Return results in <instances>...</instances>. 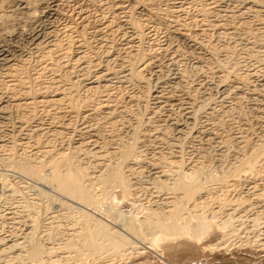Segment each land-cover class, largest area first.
I'll return each mask as SVG.
<instances>
[{
	"label": "bare ground",
	"instance_id": "6f19581e",
	"mask_svg": "<svg viewBox=\"0 0 264 264\" xmlns=\"http://www.w3.org/2000/svg\"><path fill=\"white\" fill-rule=\"evenodd\" d=\"M150 1H152V0H150ZM4 2H5V0H0L1 6L4 4L7 6V10H5L4 7H3L4 10L1 9V10H3L2 12L0 10V73L3 74L2 76L4 78H7V81H5L6 83H4V81L0 80V125L8 124V126L4 131V135H0V150L7 153L6 154L7 159L8 158L14 159V161L12 162L13 168H15V170L19 174L24 175L26 178H32L33 180L38 181V183H40V184L49 185L53 190L55 189V191H57L58 193L62 194L65 197H67L71 201H76L77 203H79L81 207L87 208V209L90 208V209H93L94 211L99 210L98 207L100 206L101 203H103L104 199L107 197L115 198V200H117V201L118 200L119 201L128 200L132 204L133 203L135 204L136 202H135V196L134 195L136 194L135 192L137 190H136V187L133 186L135 184V181L132 180L133 177H131V176H133L132 174L134 173L136 175V178H137L138 173L140 174V176H141V174L143 176V173H144V172L141 173L143 171L142 169H144V168H141V169L139 168V170H142L141 172H137V169H136V172H133V170H135L133 168V166L135 167V165H136V167H138L137 165L141 163V160H139V158H140L139 155L142 153V152H140V150H142V148L139 147L140 150H138L139 144H141V143L143 144L142 141L145 139L154 138L153 139V140H155L154 143L157 145L155 149L158 148V150H159V146H163V145L166 146L167 145V149H165V151H163V153L162 152L158 153V152H156V150H155V152L153 151L154 152L153 154H155V155H154V159L151 162H149V164H148L147 176H148V180L150 181L149 183L152 186L151 188L155 189L156 192H161L162 190H164L168 196H165L162 199H158V201H152L151 202L152 204L148 203L147 205H145V207L140 205L142 207V208L140 207L141 212H142V215L140 217L135 215V214L134 215L130 214V216L126 220H120V219L117 220L113 216L107 214V218L110 219L109 221L112 220V221H114L113 223H117V225L120 226L121 231L120 230L119 231L114 230L112 225H110L106 221L105 222L101 221V220L97 219V217H94L91 214L86 213L85 211H83L80 208L74 209L73 207H71V205H68L65 202H61V200H60L61 207L63 206L62 209H65L67 211V213H68L67 216L70 218L71 224L65 230V234L63 232L57 230L60 227V226L59 227L57 226V229H56L57 232H61L59 235H57V237L59 236V239H61V240H59L60 243L57 244V246H58L57 249H59V251L62 250L64 252H66L68 254V256H70L72 253L73 258H75V257H77V258H82V257L84 258L85 257L86 258L87 257L90 260L94 261V264H105V262H106L105 259L107 257L109 259L115 258V260L118 258L119 260L124 261L125 259L131 260L132 256H134L135 253H137V255L145 254L146 252L142 251V250L147 249V248L137 247V245H135V243L131 240V238L133 239L134 237L135 238L137 237L139 239L141 237H143L144 234L142 232V229L146 230V232H148L149 235L151 234V239H149V242H147L148 244H150L151 246H153L156 249L160 248V250H162V252L164 249L165 251L168 252V254H170L172 256L177 255L180 252L183 253V250H184L183 247L185 248L187 246L188 247L197 246L196 240H198L199 238L205 237V236H209V233H211L212 230L215 233L220 232L222 235V238H225L224 241L228 237L236 236L239 228L234 226L233 221H235V220L233 218V221H232V218H231L234 215V213L231 212L232 209H229V206L231 205L229 203L232 201V198L230 199V198H228L229 196L227 197V194L230 193L229 191H227L229 189V188L227 189V187L231 186L234 189V187L236 186L235 183H239V181H237L238 176L241 173H245V176L242 174L244 176L243 179L241 180V178H240L241 186H242V183L244 184L243 186H245V191H241V192H245V194H243V195L241 194L242 196H240V197L238 196V198H240L239 201H243V203L245 204V201L247 200V194L249 195V194H251L250 192L256 191L257 183H255L253 179H256L255 177H257V176H255V175H257V174L259 175V173L261 172V170H257V169L261 168L262 170H264V168H263L264 167V158H261V156L264 157V155H263L264 154V66L262 67V72H261V75L259 76V80L256 79V77H255V79H252L253 81L258 82V86L260 87V89H258V90L256 88H253L254 90L252 89L253 90L252 93L255 94L257 97L256 104L254 106V108H255L254 111L256 114L255 122H257V124L259 125L257 128V132L254 133L255 138L253 137L252 141L251 140L245 141L243 136H240L241 133L238 136H236L237 134H235L234 138H231V136H229L228 140L229 139L231 141H233V140L235 141V139L237 140L236 143L238 142V144H239L237 146L242 151L241 156L237 155L235 157V155H234L236 160H234V162H232L231 164L229 163L230 165L225 164L226 161L223 162L225 165H227V166H225L224 169L222 168L223 166L221 167L220 164H218V167L220 165L219 170H215V169L211 170V169H209V167H207L208 168V177H206V179L204 178L202 180L200 178V176H202L200 174L204 171V170H202V172H201L202 167L200 168L198 166V164L193 162L192 159L188 160L187 162L184 163L185 160L183 159V156L181 155V149L183 148V147L181 148V146H180V144L183 143L181 141V139L183 140V138H185L184 140H186V138H188V140L192 141L193 144H195L194 141H198L199 144H201V145L214 143L217 145V147H219L218 144L224 143L225 145L224 144L223 145L226 147V143L224 141L227 138H223V137L219 136L220 133L219 134L217 133V130L219 128L216 130V128H217L216 123L219 122V120L221 119L220 118L218 120L217 119L218 116L221 113H225L228 110L226 108H225V110H223V108L221 106L222 102L224 101L223 98L220 97L221 99H219L220 101H219V104L217 105V108L214 104L212 105L213 107H211V108H210V106L209 107L207 106L205 108V110H203L202 107H200L203 105H200V106L196 105L197 106L196 107L194 105V101H197V100L193 99V97L191 95L187 96L185 94L186 95L185 98H183L184 96L180 97L177 94H176L177 96L172 95L171 90L173 89V87H175V85L178 84V82H177L178 78L176 79L175 76L170 77L167 75H161L159 73L158 75L155 74L156 76H155V79L153 81H150L149 80L150 78L142 77L141 74L143 73V71H145L146 69L148 70L151 67V65L153 64V63L152 64L150 63L152 60L149 62L148 60L145 59L141 63L140 67L139 68L137 67L138 69L134 70L133 68H130V69H128V71H126V70L124 71L125 73H127L124 76V81L126 79L127 80L129 79L131 81V79H132L136 82H139L140 84H145L146 93L145 92L144 93L146 94L148 99L150 98L152 101V105H151V108L149 111L150 113H148V114H150V117L149 116L147 117V121L151 120L152 118L155 119L156 117H159L158 115H160V113H163V116L165 115L166 116L165 118H167V117L171 116L170 111L172 109L173 110L175 109L174 111L175 112L177 111L180 114V118L175 122L172 121L174 123L171 124L172 125L171 127L174 129L173 132H176V134H175V136H173V138L170 140V142H168V140H166V141L164 140L165 137H164V134L162 132L164 128L161 124H159V125L162 127H160L159 125L154 126L153 129L156 132L154 137H151L152 135L150 134V132H148V129H147V131L145 130V133H143V134H142V132H139V134L140 133L142 134L141 136H136V134H134L135 132L133 131L134 129L132 128L130 135H129L130 137H128L129 139L126 142L118 143V142H116L118 140H116L112 137L114 140H116L115 142H116V144H118V146L116 145L115 150L108 152L107 150H105L107 147H105V149H104V147H102L100 143L99 144L101 147H99L97 145L98 144L97 142H96L97 144L95 143V139L97 137V134H99L98 128L100 127L99 124L97 123V121L99 120L98 118L102 117L104 120L109 121L112 118H114V116H115L114 115L115 111L113 113L111 111L112 107L110 106V104H108V102L110 101L107 98L108 93L106 94L107 95L106 98L104 97L105 99L102 98V100L100 99V101L98 103L96 102L94 105H91L90 104L91 102H88L87 100L82 101V100H79L78 97H74L75 94L72 95L73 97L70 96L71 93H69L70 95L69 94L67 95L68 92L67 93L65 92V89H64L65 87L64 88L60 87L63 85L59 86V84H57L58 79L57 78L55 79L54 77H53L54 79L49 80V81H51L49 83V85H45V86L37 85L39 87L36 88V84L34 86L33 83L35 82V80L38 79V77L35 78L34 77L35 75H33V76L30 75L31 72H33V71H31L30 74L27 71V69H26L27 66H25L23 63L26 61V58L24 60L18 61V58L20 57V55L18 53V50L16 49V46L19 44V42L17 45L15 43L18 40H21V41L27 43L30 46L31 51L35 50L36 53L40 52L41 58L44 57L45 60H48L47 63L50 62V63H48V65L45 63L46 65H44V67H42V69L47 68V69H50L52 71L57 70L59 68V64L62 63L60 61L61 63L58 64V62H59L58 59L60 58L59 57L60 55H57V54L59 53V51L60 52L63 51V55H65V57L66 56L68 57L67 60H70V61L72 60L73 62L76 63L77 70L80 73L78 79H73V80L70 78L67 79L68 85H70V87L76 86L75 84L79 83L80 85H78V86L79 87L82 86L81 88L84 91H86V93H87V91H92L91 94L94 93L95 95H96L95 92L99 89H100V91H101V89H103L105 91L106 87H108V85L110 84L108 82H110V80L114 78V75H115L114 71L116 68L114 69V71L111 68H109L110 65L108 66L107 61L111 56H107L108 53H105V54H107L105 56L102 55V56L106 57V59H104V60L102 58H101L102 60L99 58L98 60L91 62L92 60L90 61L89 58H88L89 60L87 59L86 55H88V54L85 53V51H86V49H88L89 46H91V44L89 45L90 40L88 41V36H89L88 34L90 31L87 34L88 36H86L85 32H87V31H85V29H87V27L84 29L83 28L80 29L81 26L79 28L77 27V25L79 26V25H82L83 22L85 23V19H86L84 16L85 14L84 15H78V16L76 15L77 20H75V21H77V23H75L73 20V19H76L75 16H74L75 18L72 19V16L70 14H68V15L65 14V15H67V19H65V20L68 23L70 21L69 24L70 25L72 24V25L70 27H68V29L66 28L67 30L62 32V34H65L67 36L66 39L68 41L67 45L64 44V45H66V47L62 48L61 45L64 42L60 43L61 41L58 40L61 34L58 36L55 32V30H57L58 28L55 29V27H53V23L55 22V20L57 18L61 17V16L58 17L60 15L59 10L61 8L60 7L61 0H37V1L35 0L34 2H32V0H31V2H30V0H8L7 2H5V3ZM92 2H93V0H92ZM109 2H110V5L112 4L115 6L114 8H117V10L125 12V15L127 14V18L125 20V23L129 24V26H131L129 28H131L132 33H134V36L135 35L137 36V34L139 32H140L139 35L141 34V32H143V31H141L142 30L141 28L143 25H141V24H143L144 22L138 23L135 20L136 18L130 17V14L133 15L135 13V15H136V14L142 13V11L148 12L147 14H150L149 9H146L147 3H148V2L146 3V0H109ZM106 3H107V1H106ZM238 4L240 7L237 10L238 14L235 15L236 17L233 16V12H234L233 9H232L233 12L230 13L233 17H235V19L236 18L243 19L242 16H244L245 14L246 15L247 14H251V15L253 14L254 15L256 13L259 14V12L261 10H264V5H263L264 0H239ZM64 5L62 6L63 9L65 7ZM108 5H109V3H108ZM6 6H5V8H6ZM67 7H68V5H67ZM178 7H180V6H178ZM112 9H113V7H112ZM178 9H180V8H178ZM219 9L217 8L216 10H218V12H219ZM212 10L213 9H211V11ZM203 11L204 10H202V12ZM225 11H227V10H225ZM215 12H214V14H215ZM153 13L154 12H152L151 14L153 15ZM223 14H221V15H223ZM12 15H19V17L21 16L22 18H24V20L23 21L19 20L22 22H19L17 24V27H16L17 32L15 33V35L8 36L11 34H8L6 31H5L6 33L4 32L5 29L3 28L1 21H2V19L8 18L9 16H12ZM163 16H165V15H163ZM217 16H219L218 13H217ZM263 16H264V14H263ZM64 17H62L61 19H63ZM222 17L219 18L218 20L221 19L220 21H222L223 18L224 19L226 18V17H223V18ZM233 17H230V18L232 19ZM246 17H248V15ZM149 19H150V17H149ZM8 20H9V18H8ZM42 20H46L48 23L46 25H43ZM245 20H244V23H246ZM58 21H60V20H58ZM58 21H57V23H58ZM86 21H87V19H86ZM160 21H161V19H160ZM228 21H231V20H228ZM88 22H89V20H88ZM88 22H87V24H88ZM259 22H260V20H259ZM244 23H242V24H244ZM251 23H253V22H251ZM60 24H62V23H60ZM217 24H219V22ZM223 24L221 23L219 25L223 26ZM88 25H90V23ZM180 25H182V24H180ZM233 25L235 26L234 23H233ZM233 25L230 28L229 27L227 28V26H225V28L221 26L220 28H222V30H224L225 33L227 32L229 34L234 29ZM213 26L215 27V25H213ZM168 27H170V26H168ZM177 27H176V30H177ZM250 27H251V25H250ZM105 28H107V27H105ZM101 29H104V27ZM101 29H98V30L95 29V30L100 31ZM6 30L9 31L10 29L8 30V28H6ZM171 30H172V28H171ZM235 30H234V32H235ZM255 30H256V28H255ZM58 31H57V33H59ZM182 31L178 30V32H179V34L177 33L178 36H180L183 40L187 39V42H188L190 47H193V48L199 50L200 49L199 47L202 44L201 45L199 44L200 41L196 42V39L198 37L196 38V36L193 34L189 35L188 32L187 33L185 32V34H183V33H181ZM256 31H258V30H256ZM72 32L75 33V37L70 38L69 34ZM200 32H201V30H200ZM215 32H217V31H215ZM248 32H249V30H246L245 33H243V34H246ZM259 32H261L260 35H262V37L260 39V42L259 41L258 42L260 44L264 45V26H262V31L259 30ZM227 33H226V35H227ZM236 33H237V31H236ZM250 33H251V31H250ZM201 34H202V32H201ZM232 34H235V33H232ZM71 35L72 34H70V36ZM90 35H92V34H90ZM93 35H95V34H93ZM248 35H250V34H248ZM205 36H206V34H205ZM218 36H220V35H218ZM252 36L254 37V35H252ZM107 37H106V39H107ZM60 39H61V37H60ZM95 39H97V38H95ZM95 39L93 38L92 40H95ZM98 39H99V37H98ZM201 39H203V38H201ZM110 42H111V40H110ZM184 42L186 43V41H184ZM14 43L16 46H14ZM92 43H93V41H92ZM201 43H202V41H201ZM102 44H103V42H102ZM92 45H94V44H92ZM108 45H106V46H108ZM97 46H98V43H97ZM100 46H101V42H100ZM106 46L104 43L103 47H106ZM163 47H166V46H163ZM96 48H95V50H96ZM109 48H110V46L108 47V49ZM205 48H206V46H205ZM108 49H106L105 52H107ZM95 50H93V51H95ZM101 50H102V48H101ZM87 51H89V49ZM97 51L99 52L98 49H97ZM135 51H134V54H138L139 51L137 53H135ZM28 52H29V49H28ZM92 53L95 54L94 52H92ZM101 53H104V52H101ZM151 58H153V57H151ZM110 61L112 62V60H110ZM110 61H109V63H110ZM26 62H29V61H26ZM112 63H114V62H112ZM38 64H40V63H38ZM63 64L64 63H62L61 66L65 67L66 65H63ZM42 66H43V64H42ZM72 66H73V64H72ZM23 67H26V68H23ZM28 67H30V66H28ZM39 67H40V65H39ZM67 67H68V64H67ZM32 68H34V67H32ZM119 68L121 70H124V69H122V67H119ZM42 69H41V71H43ZM36 70H38V69H36ZM39 72H40V70H39ZM44 72H45V70H44ZM35 73L37 75V72H35ZM52 74H55V73L52 72ZM71 74H72V72H71ZM75 74H76V72H75ZM41 75H42V73H41ZM119 75H120V73H119ZM121 75L123 77V74H121ZM254 75H257V73ZM73 76H74V73H73ZM150 76H151V74H150ZM65 77L68 78V75H66ZM65 77H62V78H65ZM223 77H225V76H223ZM59 78H61V77H59ZM66 78H65V80H66ZM75 78H77L76 75H75ZM243 79H245V78H243ZM178 80H180V78ZM121 81H123V79H121ZM241 81H243V80H241ZM60 82H61V80H60ZM78 86H76V87H78ZM179 87H180V85H179ZM71 89L72 88H70V90ZM73 89H75V88H73ZM76 91H78V90H76ZM74 92H75V90H74ZM107 92H109V91H107ZM88 93L90 94V92H88ZM219 94H221V93H219ZM221 95H224V94H221ZM133 96H135V95H133ZM196 96H197V94H196ZM196 96H194V97H196ZM144 97H145V95H144ZM86 98H87V96H86ZM81 99H83V98H81ZM130 99H131V97H130ZM97 101H98V99H97ZM137 101H138V99H137ZM8 104L10 106H8ZM208 104H209V102H208ZM60 105H65L68 108V109L66 108L67 114L68 115H69V113L73 114V116L78 118V121H80V123H81L80 126H77V128L74 126L76 129L72 128V129H74L72 131L75 134L74 135L71 134L74 137L71 138V140L69 139L70 141H69L68 145H70V149H69L70 154H72V156H73V153H77L78 151L84 149L85 153L88 150V152L91 153L93 156L94 155L97 156L99 154L98 155L99 157H101V158L103 157L102 159H100V160H102V162H96L94 164V166L92 165L95 169V171H94V169L91 167L93 169V171H91L92 173L87 172L86 168L81 166L79 163H75L74 161L72 163V160H70V158H67L66 156L63 155L64 154L63 150L59 151L57 155L52 154L54 156L51 155V152L49 154L48 150H47L48 152L46 150H41L42 147H40V146H38V147L35 146L34 152L29 156H26V155H24V152L21 153V151H19L18 147H20V149L22 151L24 150V148L27 145L28 138H31V141H32L33 137L35 138L36 136L49 135V133H50V135L53 134V136L54 135L56 136L57 133L61 132L60 129L66 130V126H68V125L66 124V122L63 123V120H62V122H59V124H57L55 121L56 125L51 124L52 126H50L49 128H47V127L46 128H44V127L40 128V126H38V124H32L34 122L31 120L35 116V115H31V114H33L32 111L34 108H37V107L40 109L41 108H44V109L45 108H55L57 106L60 107ZM236 105H237V103H236ZM200 108H201V110H200ZM56 109H58V108H56ZM17 112H18V115L16 114L17 115L16 116L14 113H17ZM216 112H217V114H216ZM60 113H58V115H59V117H61L60 119H63V117L61 116L62 113L61 114ZM34 114H35V112H34ZM64 114H65V112H64ZM172 114H173V112H172ZM215 114L217 115L216 119L218 120V121L215 120V121H217L216 123L213 122V124H210L205 119L202 122L200 121L201 123L198 122L200 124L197 125L196 122L198 119L200 120L201 118L204 119L206 117L212 118V117H214ZM45 116H46V114H45ZM47 116H48V114H47ZM36 117H37V115H36ZM67 118H69V117H67ZM49 119H52V117ZM136 120L139 122L138 119H136ZM38 121H39V118H38ZM53 121L54 120L49 121V122L53 123ZM88 122H91V123H88ZM159 122H161L164 126H166V128L167 127L170 128L168 126L170 123V120L168 118L167 119L163 118ZM62 123L66 124V125H63ZM107 123L109 125V123H111V122L109 121ZM107 123L105 122V124H107ZM221 123H223V121ZM61 124L63 125V127ZM219 125L221 126V124H219ZM187 127H190V128H187ZM221 127H220V129H221ZM68 128L69 127H67V129ZM147 128H148V126H147ZM143 129H144V127H143ZM184 129L190 130L189 132H187V133H189V136L182 137L184 134ZM70 130L71 129H69V131ZM222 130H224V129H222ZM239 130H241V129H239ZM22 131H24L23 134L19 135L20 132H22ZM142 131H144V130H142ZM244 131H245V129H244ZM70 133H72V132L70 131ZM148 133H149V135H148ZM101 134H102V132H101ZM139 134H137V135H139ZM223 134L224 133L222 132L221 135H223ZM243 134L244 133H242V135ZM185 135H187V134L185 133ZM59 136H61V135L58 134V137ZM72 136H70V137H72ZM98 137H100V136H98ZM245 138L247 139V137H245ZM39 140H41V139H39ZM39 140L33 141V142H36V143L40 142ZM191 143H189V144H191ZM104 144H105V142H104ZM104 144H103V146H104ZM36 145H38V144H36ZM90 146H91V148L89 149ZM105 146H106V144H105ZM209 146H211V145H209ZM172 148L174 150H172ZM220 149H219V151L217 150L218 153L216 152L217 153L216 155H220V156L223 155V154H221L222 150L220 151ZM84 150L82 151L83 153H84ZM208 150H210V148H208ZM236 150H237V147H236ZM51 151H53V150H51ZM238 152L240 153V150ZM206 157H208V156H206ZM151 158H152V156H151ZM11 159H9V160L11 161ZM140 159H142V158H140ZM148 160H149V158H148ZM142 161H144V159ZM257 164H258V166H260L259 168H255L257 166ZM145 167H146V165H145ZM214 168H216V166ZM202 169H204V168H202ZM206 172H207V170H206ZM261 174H262V172H261ZM263 175H264V173H263ZM253 176H255V177L253 178ZM228 179H229V182L230 181L232 182V183H230V185L228 184L229 183ZM259 181H262V183ZM259 181L258 182L260 184V188L257 189V191H258L257 194H255V196L252 198V200H251L252 203L249 204L251 206V205H255V203L260 204L263 202L260 210L258 209L255 213H253L255 215L252 217V220H251V221H253L252 222L253 227L258 226L262 222V220H263L262 224H264V178L260 179ZM95 185L97 186L96 188L94 187ZM213 185L218 187L219 191L216 188L215 189L217 192L214 191V189H213L214 187H211ZM114 190H116V191H114ZM37 192H38L39 196L41 198H43V195H44L43 191L40 190V193L42 192L41 193L42 196L40 195L39 190H37ZM37 192L35 191L36 194H37ZM44 192L46 193L44 196H46L48 193L46 191H44ZM226 192H229V193H226ZM233 192H235V191H233ZM253 193H255V192H253ZM39 196H38V199H41V198H39ZM47 196H49V194ZM137 196L138 195H136V197ZM251 197H252V195H251ZM47 198H49V197H46L45 200ZM51 198H53V197H51ZM49 200L47 199V201H49ZM236 201H237V203L239 202L238 200H236ZM248 202H249V199H248ZM48 203H47V205H48ZM212 204L217 205V207L212 206V208L213 207L217 208L216 212H214V210H212L213 212L212 211L209 212V210H207V209H209V207ZM233 204H234V202H233ZM227 205H229V206H227ZM225 206H227L228 209H226ZM257 206H259V205L257 204ZM138 208H139V206H138ZM224 208H225V210H227L226 213L224 212V216H226L227 219L221 218V219L214 220L215 218H217L216 214L223 211ZM241 209H243V208H241ZM206 210L208 211V213L205 214ZM233 210L235 212V209H233ZM23 212L25 213V215H23L24 213L21 214L20 212H19L20 215H18V212H17V214L12 213L9 216L7 215L8 217H5V219L11 220V224L13 226L12 230H14L16 227H17L16 229H20L22 237L15 236L13 239H11V237H13V236L10 237L9 234H3V235L0 234V258L2 257L1 255H3V257H4V259H3V257L0 259V261H1L0 263L5 264L4 263L5 261H3V260H5V255H6V254L4 255L5 252L6 253L8 252L11 254V255H9L7 253L8 254L7 256H9L8 258L10 260L14 261L15 263L18 261L22 263L24 261V262H28L31 264H52L51 263V262H53L51 260L52 258H58L59 262L61 261V259H62V261L65 259L68 260L69 257H58V255H51L52 248L42 244V241L40 242L39 238L35 237L36 230H37V228H39L38 227V219H37V217H39L38 216V209L32 205V206L26 207L23 210ZM12 215H14V216H12ZM58 215H59V213H58ZM222 215L223 214H220V216H222ZM4 216H3V218H4ZM48 229H49V227H48ZM45 230L47 231V229H45ZM11 233H13V232H11ZM44 233H46V232H44ZM47 233H48V239H49V237L51 238V234H50L51 232L50 233L47 232ZM12 235H15V233ZM16 235H19V234H16ZM127 235L130 236V238ZM211 235H213V234H211ZM260 235H261V238L259 237ZM53 236H54V234H53ZM57 237H56V239H57ZM45 238H47V237H45ZM20 239H22L24 241V243L25 242L27 243V241H28V244L26 246H24L23 242L19 241ZM229 239H231V238H229ZM256 239L254 238V240H251L250 242H248L245 245L244 248H246L245 250L247 252L253 251L252 250L253 247L254 248H260L261 250L264 249V233L258 234V238L256 237ZM246 241H248V240H246ZM218 244L214 245L212 248H209V249L214 250V249L218 248L220 246V244L219 245ZM204 248L202 251H205ZM73 258L71 260H73ZM6 260H7V258H6ZM10 260H9V262L8 261H6V262H8V264H9ZM109 262H111V261H109Z\"/></svg>",
	"mask_w": 264,
	"mask_h": 264
},
{
	"label": "rangeland",
	"instance_id": "374dc122",
	"mask_svg": "<svg viewBox=\"0 0 264 264\" xmlns=\"http://www.w3.org/2000/svg\"><path fill=\"white\" fill-rule=\"evenodd\" d=\"M7 1L8 0H5V2H7ZM34 1L32 0V2H34ZM106 1H107V3H106ZM30 2H31V0H30ZM108 3H109V5H108ZM146 3H147L146 9H149L150 14H147L148 12H145V11H142V13L136 14V15H135V13L133 15L130 14V17L136 18L135 20L138 23L144 22L143 24H141V25H143L141 28L142 29L141 31H143V32H141L140 35H139L140 32L138 34L136 33L137 36L136 35L134 36V33H132L131 28H129L131 26H129V24L125 23V20L127 18V14L125 15V12H122L120 10H117V8H114L115 7L114 5H112V4L110 5L109 0H105V1L104 0H100V1L99 0H93V2H92V0H86V1L85 0H61L60 7L62 8V6L64 4H65L64 5L65 7H64V9L60 8V10H59L60 15L58 17H60V16L61 17L57 18V19L60 21H58L56 19L55 22L53 23V27H55V29L58 28L57 30H55L56 34L58 36L61 34L60 35L61 39L59 37L58 40L61 41L60 43L64 42V43H62L63 46L61 45V47L64 48L68 44V41L66 39L67 36L65 34H62V32L67 30L68 27H70L72 25V24L71 25L69 24L70 21L68 23L65 20V19H67V15L70 14L72 16V19H73L76 17V15L78 16V15H84L85 14L84 16L87 19V21L85 19V23L83 22L84 24L82 23V25H79V26L77 25V27L79 28L81 26L80 29H82V28L84 29L87 27V29H85V31H87V32H85V34H86V36L89 35L88 41L90 40L89 45L91 44V46L88 47L89 51H87L88 49H86V51H85V53L88 54V55L85 54L87 59L89 58L90 61L92 60L91 62L98 60L99 58L100 59L102 58L104 60V59H106V57H104V56L107 55L105 53H108L107 56H111L110 57L111 59L109 58L107 61L108 66L110 65L109 68H111L113 71L116 68L114 71L116 76L114 75V78L111 79L110 82H108L111 85L109 84L108 87H106V90H105L106 92L103 89H101V91L99 89L96 92L94 91L97 95L96 96L94 93L91 94L92 91H87V93L90 92L91 95L89 93L87 94L86 91H84L81 88L82 86H80V87L78 86V85H80L79 83L75 84L78 87H76V86L70 87V85H68L67 79H69V78L72 80L78 79L80 73L77 70L76 63L73 62L72 60L71 61L67 60L68 57L67 56L65 57V55H63L62 50H61L62 52L59 51V53L57 54V55H60L59 56L60 58L58 59L59 62L58 61L57 62H58V64L61 62L64 63L63 65H66L65 67H62L61 66L62 63H61V64H59V68L57 69L58 71L57 70L52 71V70L47 69V68L42 69V67H44V65H46V64L48 65V63H50V62L47 63L48 60H45L44 57L41 58L40 52L36 53L35 50L31 51V48L27 43H25L21 40H18L15 42L16 45L19 42V44L17 46L14 43V46H16V49L18 50V53L20 55V57L18 58V61L24 60L25 58H26V61H29V62H26V61L23 62L24 65L27 66V68L26 67H23V68H26L27 71L29 72V74L31 71H33V72H31L30 75H32V76L35 75L34 76L35 78L38 77L39 80L37 79V80H35L36 83L35 82L33 83L34 86L36 84V88L39 86L49 85V83L51 82V81H49L50 79H54V78L56 79L57 78L58 79L57 84H59V86L63 85V86H60L62 88L65 87L64 88L65 92L66 93L68 92L67 95L69 93H71V95L69 94L70 96L75 94L76 96L74 95V97H78L79 100H82V101L87 100L88 102H91L90 103L91 105H94L96 102L98 103L100 101V99L102 100V98L105 99L106 96L108 95L107 98L110 100L108 102V104H110V106L112 107L111 111L113 113L115 111V114H114L115 116H114V118L109 120L111 122V123H109V125L107 123V122H109L108 120H104L102 117L98 118L99 120L97 121V123L99 124L100 127L99 128L97 127V128L99 129L100 135L97 134V137L95 139V143L97 142L98 144L97 143L96 144L99 147H101V146L104 147V149H105V147H107L105 150H107L108 152L116 149V145L118 146V144H116V142H118V143L126 142L129 139L128 137H130L129 135H130L132 128L134 129L133 131L135 132L134 134H136V136H141L143 133H145V130L147 131V129H148V132H150V134L152 135V136L151 135L150 136L154 137V135L156 133L155 130L153 129L154 126L161 124L164 128L162 131L164 134V137H165L164 140L165 141L168 140V142H170V140L176 134V132H173L174 129L171 127L172 126L171 124L180 118V114L177 111L175 112L174 111L175 109L174 110L172 109L170 111L171 116L167 117L170 120L169 125L167 124L170 128H168V127L166 128V126H164L161 122H159L163 118L167 119V118H165L166 117L165 115L163 116V113H160V115H158L159 117H156L155 119L152 118L151 120L147 121V117L148 116L150 117V114H148V113H150L149 111H150V108L152 105V101L150 98L148 99V97L145 94L146 93L145 84H140L139 82H136V81L132 80L131 78H130L131 81L129 79H128L129 81L127 79L124 81V76L127 74L124 71L125 70L128 71V69H130V68H133L134 70L138 69L140 67L141 63L145 59L148 60L149 62L152 60L150 63L151 64L153 63V64L150 67L151 69L149 68L148 70L146 69L145 71H143V73L141 74L142 77L150 78L149 80L153 81L155 79V76L160 73L161 75H167L170 77L175 76L176 79L180 78V80L177 79L178 84L175 85L176 88L173 87V89L171 90L172 95L177 94L180 97L184 96L183 98H185L186 95L187 96L191 95L193 97V99L197 100V101H194V105L195 106L196 105H199V106L203 105V106H200V107H202L203 110H205V108L207 106L208 107L210 106V108L213 107L212 106L213 104L217 108V105L219 104V101H220L219 99L223 98L224 101L222 102L221 106H222L223 110H225V108L228 109L227 110L228 112L226 111L225 113H221L220 114L221 116L220 115L218 116V118H217L218 120L221 118L219 120V122H217L218 120L216 119V116H217L216 115L217 112H216L214 117H212V118L206 117L204 119L201 118L200 120L198 119L196 123L198 125L205 119L210 124H213V122L214 123L217 122L216 123V125H217L216 130L219 128L217 130V133L218 134L220 133V135H219L220 137L227 138L224 141L226 143V147L224 146L225 145L224 143H223L224 145L218 144L219 147H217V145L214 143L201 145V144H199L198 141H194L195 144H193V142L188 140V138H186V140H184L185 138H183V140L180 138L181 141L183 142L180 144V146H181V148L183 147L181 149V155L183 156V159L185 160L184 163L187 162L188 160L192 159L193 162L198 164V166L200 168L201 167L204 168V169L201 168V172H202V170H204V171L202 172L203 174L202 173L200 174V175H202V176H200V178L203 180L204 178L206 179V177H208V168L207 167H209V169H211V170L212 169L219 170L220 169L219 167L221 165V167L223 166L222 168L224 169L225 166L230 165L232 162H234V160H236L235 157L237 155L241 156L242 151L237 146V145H239L238 142L236 143L237 140L236 139H235V141L234 140L231 141L230 139L228 140L229 136H231V138H234L235 134H237L236 136H238L241 133L240 136H243L245 141L246 140L252 141V139L254 137V133L257 132V128L259 125L257 124V122H255L256 114L254 111V109H255L254 106L256 104L257 97L255 94L252 93V91L254 90L253 88H256L258 90V89H260V87L258 86V82L253 81L252 79H255V77H256V79L259 80V76L261 75V72H262V67L264 66V48H263L264 45L259 43L260 39L262 37V35H260L261 32H259V30L262 31V26H264V20H263L264 19V16H263L264 10H261L259 12V14L258 13L254 14V15L253 14L252 15L247 14L248 17H246L247 15L245 14L244 16H242L243 19H240V18L235 19V17H236L235 15L238 14L237 10L240 7L238 4L239 0H152V1L146 0ZM67 5H68V7H67ZM5 6H6L5 4L2 6L0 5V10L3 9V7L5 10H7V6H6V8H5ZM178 6H180V7H178ZM112 7H113V9H112ZM177 7L180 9H178ZM217 8L218 9L220 8L222 11L224 9L227 11L224 10L222 12L219 9V12H220L219 13L218 10H216ZM201 9L204 11L202 12ZM211 9H213V10L211 11ZM232 9L234 10V12L232 11ZM3 10H1V12ZM151 11L154 12L153 13V15L155 14L154 16L151 14L152 13ZM214 12H215V14H214ZM232 12H233V16H235V17H233L230 14ZM217 13L219 16H217ZM65 14H67V15H65ZM221 14H223V15H221ZM163 15H165L166 17ZM220 16L221 17L223 16L226 18L224 19L222 17L223 19H222V21H220L221 19L218 20L219 18H221ZM62 17H64V18L61 19ZM149 17H150V19H149ZM230 17H233L232 18L233 20ZM8 18H9V20H8ZM8 18L2 19L1 23H2L3 28L5 29L4 32L6 31L8 34H11L8 36H12V35H15V33L17 32V29H16L17 24L19 22H22L24 20V18H22L21 16L19 17V15H12V16H9ZM160 19H161V21H160ZM19 20H22V21H19ZM73 20L75 23H77V21H75V20H77V17H76V19H73ZM88 20H89V22H88ZM228 20H231L232 22L228 21ZM244 20L246 23H244ZM259 20H260V22H259ZM57 21H58V23H57ZM87 22H88V24L90 23V25H88ZM218 22H219V24L224 23L225 25L224 24H223V26L221 25L224 28H225V26H227V28L228 27L230 28V27H232L233 23L235 24V26L233 25V28H234L233 31L231 33H229L230 35L227 32H226L227 33V35H226L224 30H222V28H220L221 26L219 24H217ZM251 22H253V23H251ZM42 23H43V25H46L48 22L46 20H42ZM60 23H62V24H60ZM242 23H244V24H242ZM180 24H182V25H180ZM213 25H215V27ZM250 25H251V27H250ZM168 26H170V27H168ZM100 27L101 28L104 27V29H101ZM105 27H107V28H105ZM176 27H177V30H176ZM6 28H8V30L9 29L10 30L7 31ZM171 28H172V30H171ZM255 28L258 31H256ZM95 29L96 30L101 29L100 30L101 32L96 31ZM245 29L249 30V32L246 33L247 35L243 34L246 31ZM178 30H180V31L183 30L181 32L183 34H185V32L186 33L188 32L189 35L193 34L196 36V38L198 37L196 39V42L200 41L199 44L200 45L202 44L199 47L200 49L198 50V49H195L193 47H190L188 42H187V39L183 40L180 36H178V34H179ZM200 30H201L202 34H201ZM234 30H235V32H234ZM57 31L59 33H57ZM215 31H217V32H215ZM236 31H237V33H236ZM250 31H251V33H250ZM88 32H89V34H88ZM232 33H235V34H232ZM70 34H72L71 35L72 37L70 36ZM70 34H69L70 38L75 37V33L72 32ZM90 34H92V35H90ZM93 34H95V35H93ZM205 34H206V36H205ZM248 34H250V35H248ZM218 35H220V36H218ZM252 35H254V37ZM98 37H99V39H98ZM106 37H107V39H106ZM93 38L94 39L97 38V39L92 40ZM201 38H203V39H201ZM91 40L93 41V43ZM110 40H111V42H110ZM99 41L101 42V46H100ZM184 41H186L187 44ZM201 41H202V43H201ZM102 42H103V44H102ZM97 43H98V46H97ZM104 43H105V46L108 44L109 45L106 47H103ZM64 44H66V45H64ZM92 44H94V45H92ZM109 46H110V48L108 49ZM163 46H166V47L168 46V47L166 48ZM205 46H206V48H205ZM95 48H96V50H95ZM101 48H102V50H101ZM28 49H29V52H28ZM97 49L99 50L100 53L97 51ZM106 49H108L109 51L107 50V52H105ZM93 50H95V51H93ZM134 51H135V53H137L139 51L138 52L139 55L134 54ZM92 52H94L95 54H93ZM101 52H104V53H101ZM102 55H104V56H102ZM151 57H153V58H151ZM110 60H112V62H114V63H112ZM109 61H110V63H109ZM38 63H40V64H38ZM42 64H43V66H42ZM67 64H68V67H67ZM72 64H73V66H72ZM39 65H40V67H39ZM28 66H30V67H28ZM32 67H34V68H32ZM119 67H122V69H124V70H121ZM35 68L38 70H36ZM41 69L43 71H41ZM39 70L42 73V75L39 72ZM44 70H45V72H44ZM34 71L37 72L38 76L36 75V73ZM52 72L55 74H52ZM68 72L70 74L72 72V74L70 75ZM75 72H76V74H75ZM118 72L120 73V75ZM73 73H74V76H73ZM256 73H257V75H254ZM121 74H123V77ZM150 74H151V76H150ZM2 75L3 74L0 73V80L4 81V83H6L5 81H7V78H4ZM66 75H68V78L65 77ZM75 75L77 78H75ZM223 76H225V77H223ZM59 77H61V78H59ZM62 77H65L67 81L65 80V78H62ZM243 78H245V79H243ZM121 79H123L124 82L121 81ZM60 80H61V82H60ZM241 80H243V81H241ZM37 85H39V86H37ZM179 85H180V87H179ZM70 88H72V89L70 90ZM73 88H75V89H73ZM74 90H75V92H74ZM76 90H78V91H76ZM107 91H109V92H107ZM219 93L224 94V95H221ZM196 94H197V96H196ZM133 95H135V96H133ZM144 95H145V97H144ZM86 96H87V98H86ZM194 96H196V97H194ZM130 97H131V99H130ZM81 98H83L84 100ZM97 99H98V101H97ZM137 99H138V101H137ZM208 102H209V104H208ZM236 103H237V105H236ZM8 106H10V105L8 104ZM56 108H58V109H56ZM66 108L67 107L65 105H60V107L57 106L55 108H45V109L44 108L40 109L38 107L34 108L32 111L33 114H31V115H35L31 119L34 122L32 124H38V126H40V128L41 127L49 128L53 124L54 125H56V123L59 124V122H62V120H63V123L66 122V124L68 126H66V130L60 129V131L62 133L59 132L56 134V136L55 135L53 136V134L50 135V133H49V135H42L43 137L42 136H36L37 138L33 137L32 141H31V138H28L29 141L27 140V145L24 148V150L22 151L20 149V147H18L19 151H21V153L24 152V155L29 156L34 152L35 146L36 147H38V146L42 147L41 150H46V151L48 150L49 154L51 152V155L52 154L57 155L59 151L63 150V153H64L63 155L66 156L67 158H70V160H72V163H73V161L75 163H79L81 166L86 168L87 172H91L94 169V167H93L94 164L96 162H102V160H100V159H102L103 157L102 158L99 157L98 156L99 154L97 155L98 157L95 155L93 156L91 153L88 152V150H87L88 153L86 152L88 154L87 155L85 153L84 149H83L84 153L82 152L83 150H80L81 152L78 151L77 153H73V156H72V154H70V150H69L70 145H68V144H69V141L71 140V138L74 137L72 135L75 134L72 130L76 129L77 126H80L81 123H80V121H78V118L73 116V114L69 113V115H68L66 112L68 108L67 109ZM200 110H201V108H200ZM42 111L46 114V116ZM34 112H35V114H34ZM64 112H65V114H64ZM172 112H173V114H172ZM58 113L61 114L63 119H60L61 117H59ZM14 114L18 115V112L14 113ZM47 114H48V116H47ZM36 115L39 118V121H38V118L36 117ZM48 117L49 118L52 117V119H49ZM67 117H69L70 119ZM136 119H138L140 123ZM52 120H54L53 123L49 122ZM215 120H217V121H215ZM221 120L223 121V123H221L222 122ZM55 121H56V123H55ZM104 121L107 124H105ZM172 121H174V122H172ZM198 122H200V123H198ZM88 123H91V122H88ZM66 124H63V125H66ZM219 124H221L222 127ZM63 125H62V127H63ZM7 126H8V124L0 125V135H4V131L7 128ZM147 126H148V128H147ZM162 126H160V127H162ZM67 127H69V128L67 129ZM143 127H144V129H143ZM190 127H187V128H190ZM220 127H221V129H220ZM72 128H74V129H72ZM69 129H71L70 131L72 133H70ZM222 129H224V130H222ZM239 129H241V130H239ZM244 129H245V131H244ZM142 130H144V131H142ZM189 131H190L189 129H184V134L182 137L189 136V133H187ZM23 132L24 131L20 132L19 135L23 134ZM101 132H102V134H101ZM139 132H142V134L141 133L139 134ZM222 132L224 133L223 135H221ZM185 133L187 135H185ZM242 133H244V134L242 135ZM58 134H60L61 136L58 137ZM137 134H139V135H137ZM148 135H149V133H148ZM70 136H72V137H70ZM98 136H100V137H98ZM112 137L118 141L114 140ZM245 137H247V139ZM39 139H41V140H39ZM153 139L154 138L145 139L142 141L144 145L141 143L138 146V150H140V148H142V150H140V152H142V153L139 155L140 158H142V159L139 158V160H141V163L137 165L138 167H136V165H135V167L133 166V168L135 170H133V169L132 170H133V172H136V169H137V172H141L143 170L141 173H143V172L144 173H143V176H142V174L140 176V174L138 173L137 178H136V175L134 173L132 174L133 176H131V177H133L132 180L135 181V184L133 186H135L136 190H137L135 192L136 194L134 195L136 203L132 204L128 200H121V201L118 200L117 201V200H115V198L107 197L104 199L103 203L100 204V206H99L100 208L98 207V209H99L98 211H94L93 209H90V208L89 209L83 208L80 206L79 203H77L76 201H71L67 197H65L62 194L55 191V189L53 190L49 185L40 184V183H38V181L33 180L32 178H26L24 175L19 174L15 170V168H13L12 162L14 161V159L13 158L7 159L6 158L7 153L0 150V234H2V235L3 234H9L10 237L13 236V237H11V239H13L15 236L22 237L20 229H16L17 228L16 227L14 230H12L13 226L11 224V220H7V219H5V217H8L12 213L17 214V212H18V215H20V213L23 214L24 213L23 210L26 207L33 205V206H35V208L38 209V216H39V217H37L39 228H37V230H36L35 237L39 238L40 242L42 241V244L52 248L51 255H58V257H69L68 260L65 259L62 261V259H61L60 262L58 261V258H52L51 259L53 261V262H51L52 264H94V261L90 260L87 257L86 258L85 257L84 258L83 257L82 258L75 257L76 258L75 259V258H73L72 253L70 256H68V254L66 252H64L62 250L59 251V249H57L58 248L57 244H59L60 243L59 240H61V239H59V236L57 237V235H59L61 232H63L65 234V230L71 224L70 218L67 216L68 215L67 211L65 209H62L63 206L61 207L60 200H61V202H65L68 205H71V207H73L74 209L80 208L83 211H85L86 213L91 214L94 217H97V219L104 221V222L106 221L107 223L112 225L114 230H117V231L120 230L121 231L120 226H118L117 223H113L114 221H112V220L109 221L110 219L107 218V214L113 216L117 220H119V219L120 220H126L130 216V214H132V215L135 214V215L140 217L142 215V212H141L142 207L140 205L145 207V205H147L148 203L152 204L151 203L152 201H158V199H162L163 197L168 196L164 190H162L161 192H156L155 189L151 188L152 186L149 183L150 181L148 180V176H147L148 164H149V162H151L154 159L155 154H153V153L155 152V150L158 153H160V152L163 153V151H165V149H167V145L166 146H164V145L159 146V150H158V148L155 149L157 145L154 143L155 140H153ZM38 140L40 142H37V143L33 142V141H38ZM104 142H105L106 146H105ZM35 143L38 145H36ZM99 143L101 144V146ZM189 143H191V144H189ZM103 144H104V146H103ZM209 145H211V146H209ZM236 147H237V150H236ZM90 148H91V146L89 147V149ZM208 148H210V150H208ZM219 149H220V151L222 150L221 154H223V155H221V156L216 155L218 153ZM238 149L240 150V153L238 152L239 151ZM51 150H53V151H51ZM172 150H174V149L172 148ZM234 155H235V157H234ZM52 156H54V155H52ZM151 156H152V158H151ZM206 156H208V157H206ZM148 158H149V160H148ZM261 158H264V157L261 156ZM9 159H11V161ZM143 159H144V161H142ZM223 162H225V164H227V165H225ZM218 164H220L219 167H218ZM145 165H146V167H145ZM215 166H216V168H214ZM259 167L260 166H258V164H257V166L255 168H259ZM139 168L140 169L144 168V169L139 170ZM205 169L207 170V172ZM257 170H261L262 174L260 172L259 175L258 174L255 175L257 177L253 176V178L255 177L257 179L256 180V179L252 178L254 180V182L257 183V188H256V191L250 192L251 194H249V195L247 194V200L245 201V204L243 203V201H239L240 198H238V196L240 197L243 194H245V192H241V191H245V186H243L244 184L242 183V186H243L242 187L241 183H240L241 180L243 179V177L245 176V173H241L239 175L240 177L238 176L237 181H239V183H235L236 188L234 187V189H233L231 186H228L227 189L228 188L229 189L228 190L226 189L227 191H229L231 193L230 194L229 192H226V193H229V194H227V197L229 196L228 198H230V199L232 198V201L229 203L231 205L230 206L227 205V206H229V209H232L231 212L234 213V215L232 214L233 216L231 217L232 221H233V218L235 220V221H233L234 226L239 228L236 236L228 237L227 238L228 240L226 239L224 241L225 238H222V235L220 232L215 233L212 230L211 233H209V236H205V237H202V238H199L198 240H196L197 246H194V247H188L187 246L185 248L183 247V249H184L183 253L180 252L177 255L172 256V255L168 254V252L165 251L164 249L162 252V250H160V248L156 249L153 246H151L150 244H148L147 242H149V239H151V234L149 235V233L146 232V230L142 229L144 236L141 237L140 239L137 237L136 238L134 237L133 239L131 238V240L135 243V245H137V247L147 248V249L142 250V251L146 252L145 254L137 255V253H135L134 256H132L131 260H127V259L124 260L123 259L124 261L119 260L118 258H117L118 260L117 259L115 260V258L109 259L107 257L105 259V261H106L105 264H258V263L264 264V257H263L264 256V249L261 250L260 248H254L253 247L254 248V249L252 248L253 251L247 252L245 250L246 248H244L248 242H250L251 240H254V238L256 239V237L258 238V234L264 233V224H262L263 220L258 226H254V227L252 225L253 221H251L252 217L255 216L253 213H255L258 209L260 210L263 202L260 204L255 203V205H251V206L249 205L250 203H252V201H251L252 198L255 196V194H257V192H258L257 189L260 188L259 182L262 183V181H259V180L264 178V175H263L264 170H262L261 168H259ZM94 171H95V169H94ZM240 178H241V180H240ZM228 182H229V179H228ZM230 183H232V182L230 181L228 184L230 185ZM94 187L96 188L97 186L95 185ZM211 187H214L213 188L214 191H216V189L219 191V188L216 187L215 185H213ZM37 190H39V193H40V190H42L44 195L46 194L44 191H46L49 194V196H47L48 195L47 194L46 196L43 195V198H41L39 196ZM35 191L37 192V194L35 193ZM114 191H116V190H114ZM233 191H235V192H233ZM253 192H255V193H253ZM41 193H40V195L42 196ZM136 195H138V196L136 197ZM251 195H252V197H251ZM38 196L41 199H38ZM46 197H49V198H47L48 200L49 199L50 200L52 199V200L51 201L49 200L50 201L49 202V201H47V199L45 200ZM51 197H53V198H51ZM233 197L234 198L236 197V198L234 199ZM248 199H249V202H248ZM236 200H238L239 202L237 203ZM233 202H234V204H233ZM47 203H48V205H47ZM257 204L259 206H257ZM135 205L136 206L138 205L139 208H138V206L136 207ZM212 206L217 207L216 204L215 205L212 204L210 206L211 208L209 207V209H207V210H209V212L212 210H214V212H216L217 208L216 207L212 208ZM227 206H225L226 209H228ZM225 208L223 209V211L216 214L217 218H215L214 220L221 219V218L227 219L226 216H224V212L226 213V211H227V210H225ZM241 208H243V209H241ZM233 209H235V212ZM207 210H206L205 214L208 213ZM58 213H59V215H58ZM220 214H223V215L220 216ZM2 215L3 216L5 215L4 218ZM23 215H25V213ZM12 216H14V215H12ZM46 225L47 226L49 225L48 226L49 229ZM57 226L58 227L60 226V227L57 229ZM45 229H47V231ZM56 229L61 231V232H57ZM43 231L46 233L51 232L50 233L51 238L49 237V239H48V233L46 234ZM11 232H13V233H11ZM14 233H15V235H12ZM16 234H19V235H16ZM53 234H54V236H53ZM211 234H213V235H211ZM55 236L57 237V239ZM45 237H47V238H45ZM128 237L130 238V236H128ZM259 237L261 238V235ZM229 238H231V239H229ZM246 240H248V241H246ZM19 241L23 242L24 246H26L28 244L27 240H26L27 243L26 242L24 243V241L22 239H20ZM218 243L220 244V246L218 248H216L217 250L216 249H214V250L209 249V248H212L214 245H217ZM203 248L205 249V251H202ZM7 253L6 252L4 253V255L6 254L5 260H3L4 257H3V255H1L3 257L2 260L5 261L4 262L5 264H8V262L10 260L8 258L9 256H7V255L8 254L11 255L10 253H8V254ZM71 257L73 258V260H71L72 259ZM6 258H7V260H6ZM6 261H8V262H6ZM11 261L12 260H10L11 264H31V263L24 262V261L22 263L19 261L16 263L14 261H12V262ZM109 261H111V262H109ZM0 264H2V263H0Z\"/></svg>",
	"mask_w": 264,
	"mask_h": 264
}]
</instances>
